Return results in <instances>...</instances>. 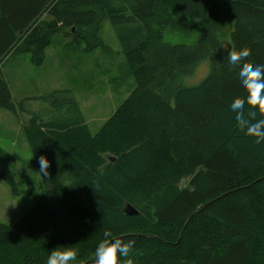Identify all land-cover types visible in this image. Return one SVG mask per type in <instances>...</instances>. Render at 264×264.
I'll return each instance as SVG.
<instances>
[{
    "label": "trees",
    "instance_id": "1",
    "mask_svg": "<svg viewBox=\"0 0 264 264\" xmlns=\"http://www.w3.org/2000/svg\"><path fill=\"white\" fill-rule=\"evenodd\" d=\"M157 4L204 21L192 46L150 45ZM102 19L135 88L95 134L69 91L42 97L56 113L31 115L23 131L39 171L40 157L49 161L47 190L16 223H0V264H47L65 247L78 253L69 264H95L105 232L133 242L121 264H264V143L233 127L242 65L216 54L230 37L232 53L249 51L243 63L264 65V0H0V65L13 51L42 64L59 32L81 47L82 29ZM206 60L209 74L185 86ZM8 89L0 77V109L17 113ZM243 111L250 123L264 118ZM4 156L0 147V180L16 193Z\"/></svg>",
    "mask_w": 264,
    "mask_h": 264
},
{
    "label": "rangeland",
    "instance_id": "2",
    "mask_svg": "<svg viewBox=\"0 0 264 264\" xmlns=\"http://www.w3.org/2000/svg\"><path fill=\"white\" fill-rule=\"evenodd\" d=\"M41 20L47 21L48 17L43 16ZM149 24L153 37L151 46L160 45V42L169 46H192L205 23L157 4ZM232 28L233 25H229V33ZM81 34L88 41L81 47L73 46L72 38L65 37L63 32L54 34L40 65L31 63L29 53L14 51L0 65V77L9 88L17 111L11 113L0 109V147L16 183L14 193L0 180L2 224L16 223L47 190L23 131L31 115L49 119L56 113L54 105L42 100V97L53 92L69 91L79 106L86 127L95 134L135 88V80L109 20L102 19L97 25L82 29ZM97 38L103 46L87 51L88 44L94 45ZM224 42L216 52L218 62L232 53L230 37ZM197 70L184 80L185 86L198 85L209 74L210 61H203ZM20 103L24 106L21 111L18 109ZM188 181V178L183 179L180 187H186Z\"/></svg>",
    "mask_w": 264,
    "mask_h": 264
},
{
    "label": "clouds",
    "instance_id": "3",
    "mask_svg": "<svg viewBox=\"0 0 264 264\" xmlns=\"http://www.w3.org/2000/svg\"><path fill=\"white\" fill-rule=\"evenodd\" d=\"M250 55L247 49H241L239 52L230 53L228 63L230 65L241 66L238 73V83L241 91L246 92L245 101L236 99L230 107V113L233 117V127L238 128L249 137L255 138V143H264V118L259 119L255 123H250L244 118L243 109L245 103L250 109L264 113V65L251 66L243 63ZM255 114V112H254ZM40 173L44 176L48 175L47 169L49 161L45 157L39 159ZM105 240L101 242L95 251V264H121L119 257H127L130 250L133 248V242L123 243L119 239H111V233H104ZM119 254V257H118ZM78 253L74 248H59L50 252L47 259V264H69L70 261L77 259ZM126 264H133L131 259H128Z\"/></svg>",
    "mask_w": 264,
    "mask_h": 264
},
{
    "label": "water",
    "instance_id": "4",
    "mask_svg": "<svg viewBox=\"0 0 264 264\" xmlns=\"http://www.w3.org/2000/svg\"><path fill=\"white\" fill-rule=\"evenodd\" d=\"M74 30V29H73ZM72 30V31H73ZM125 213L128 215V216H136L139 214L138 211L135 210L134 207L128 205L126 208H125Z\"/></svg>",
    "mask_w": 264,
    "mask_h": 264
}]
</instances>
